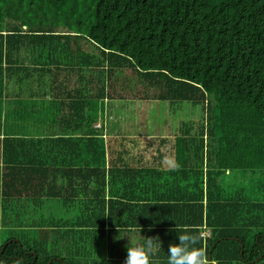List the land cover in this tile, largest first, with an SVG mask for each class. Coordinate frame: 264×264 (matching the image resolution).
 Listing matches in <instances>:
<instances>
[{
    "label": "trees",
    "instance_id": "trees-1",
    "mask_svg": "<svg viewBox=\"0 0 264 264\" xmlns=\"http://www.w3.org/2000/svg\"><path fill=\"white\" fill-rule=\"evenodd\" d=\"M34 1L52 24L0 25V264L184 233L264 264V0Z\"/></svg>",
    "mask_w": 264,
    "mask_h": 264
},
{
    "label": "clouds",
    "instance_id": "clouds-1",
    "mask_svg": "<svg viewBox=\"0 0 264 264\" xmlns=\"http://www.w3.org/2000/svg\"><path fill=\"white\" fill-rule=\"evenodd\" d=\"M130 239V238H129ZM178 243L170 244L168 248L167 264H206V253L194 247L199 237L184 233L177 235ZM126 258L123 264H154L153 238H149L144 245H126Z\"/></svg>",
    "mask_w": 264,
    "mask_h": 264
},
{
    "label": "rangeland",
    "instance_id": "rangeland-1",
    "mask_svg": "<svg viewBox=\"0 0 264 264\" xmlns=\"http://www.w3.org/2000/svg\"><path fill=\"white\" fill-rule=\"evenodd\" d=\"M83 10L84 11L88 10V5H85L83 7ZM50 14H51V10L49 9V7L47 8L46 4L43 7H37V2L34 0H4L3 2L2 0H0V18L2 20L0 21V25H2L3 27H6V25H16L18 22L27 23V24H36L40 21L39 15H43L42 18L43 21H45L49 18ZM45 22L48 23L49 25L53 23L50 20H47ZM81 22H82L81 31H83L82 29L84 27V22L82 20ZM21 29L25 30L24 27H21ZM121 74L123 76H121ZM125 74L126 71H124L123 73L120 72L117 74V77L119 79H123L125 76H127ZM134 91L138 96L136 89ZM99 126L100 124L98 123L95 126V128H98ZM10 221L11 220H8L7 222H5V224H2V226H6V227L12 226ZM205 231H209V230L205 229ZM3 237L4 234L2 236V239Z\"/></svg>",
    "mask_w": 264,
    "mask_h": 264
},
{
    "label": "built area",
    "instance_id": "built-area-1",
    "mask_svg": "<svg viewBox=\"0 0 264 264\" xmlns=\"http://www.w3.org/2000/svg\"><path fill=\"white\" fill-rule=\"evenodd\" d=\"M201 236L204 237V238L209 237V231H205V230H204V231L201 233Z\"/></svg>",
    "mask_w": 264,
    "mask_h": 264
}]
</instances>
